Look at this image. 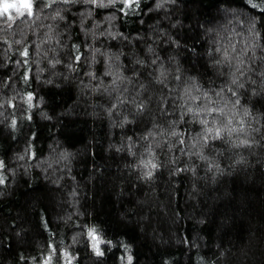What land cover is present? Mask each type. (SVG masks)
I'll return each mask as SVG.
<instances>
[{"label":"trees","instance_id":"trees-1","mask_svg":"<svg viewBox=\"0 0 264 264\" xmlns=\"http://www.w3.org/2000/svg\"><path fill=\"white\" fill-rule=\"evenodd\" d=\"M122 6L59 3L11 26L0 18V264H264V15L249 0ZM57 9L63 19H52ZM250 20L260 34L255 72L241 78L250 146L204 147L189 116L170 136L180 111L162 114V97L170 106L185 83L228 81L216 48L252 44ZM229 97L214 99L229 111Z\"/></svg>","mask_w":264,"mask_h":264},{"label":"snow or ice","instance_id":"snow-or-ice-1","mask_svg":"<svg viewBox=\"0 0 264 264\" xmlns=\"http://www.w3.org/2000/svg\"><path fill=\"white\" fill-rule=\"evenodd\" d=\"M117 0H109V4L115 5ZM122 3V7L119 11L123 12L124 9H129L135 11V8L139 7V0H120ZM75 4V3H84V4H96L97 6H105L103 4V0H100L98 3L97 0H0V18H3L4 23H8L11 26V23H14L13 13L16 14V17H31L34 15V8H38L39 6H43L46 8L52 7L53 4ZM249 3L253 9L260 8L261 14L264 15V0H259V4L254 3L253 0H249ZM135 5V8L133 7ZM125 15L127 13L125 12ZM59 17L63 19L61 15V10L57 9L55 12V16L52 19H56ZM243 23V21L241 22ZM248 31L254 35L256 39L253 40L252 44L246 43L244 47L237 51L235 44L231 45L232 54L225 48L223 51L221 48H216L217 53H221V58L216 60L217 65H226L229 68L228 76L229 80L225 81L218 88H211L208 90L202 89V87L195 83L193 80L191 84L185 83L182 91L179 95L172 97V104L168 106V99L162 97L160 103L165 105L166 107H162L160 110L162 114H174L168 112V107L172 109H178L180 111V119L172 120L169 122V127L172 129L168 134L172 137L181 136L182 133L176 131V128L179 126L180 122L184 121L185 116H189V123H199L201 125V132L197 133V143L203 142L204 147L209 146L210 141L221 140L226 143H231L233 147L239 148L242 146H250L249 141L245 139H240V134L245 133V122L243 117H248L251 115V112L248 108L241 105L240 100V90L245 88V83L242 82V77L248 75V73L255 72L250 66V62L253 60L255 56V48L260 45L256 42L259 38V32L256 29L255 20H250ZM251 50L253 53L252 57H248V51ZM23 56L28 55L27 48L21 53ZM245 57L248 60H245ZM78 61L80 59L79 56L75 57ZM264 60V57H262ZM246 62L249 63L248 67H245ZM152 63H155L153 61ZM223 74V73H222ZM259 75L262 78V88H264V71H261ZM166 79L165 71L161 70L160 75L157 78V82L160 84H164ZM176 80H180V76L175 77ZM249 79H251L249 77ZM115 83V81H114ZM251 83L255 84L254 80H251ZM166 86V85H165ZM118 90V89H117ZM170 92L173 90H169ZM230 93L229 100L232 104V109L226 111L228 107L227 103L223 106H220L219 100L214 99V97L223 100L224 97ZM255 95V91H253ZM139 95V93H138ZM235 98L232 100L231 98ZM28 101L32 100V96L29 95L27 97ZM118 102L123 103L120 97H117ZM135 103V100H133ZM116 107V105H113ZM138 112H143L145 109L144 103H138L136 105ZM238 108L242 109L243 115L236 122L233 123V118L240 115ZM13 125H15V121H13ZM154 127H159V125H154ZM258 131V129H253ZM185 132H189L190 130L185 129ZM163 134V130L161 131ZM236 134V139L233 140V135ZM149 136L153 135L150 131L148 133ZM147 137H145L146 139ZM238 141V142H237ZM180 144L184 143L183 139H180ZM195 146V145H193ZM201 159H207V157L201 155ZM155 167V165H153ZM150 175V173H149ZM3 180L0 179V183ZM88 236L92 241V248L97 256H102L104 253L101 251L100 245L105 243L103 239H101L96 230L94 228L89 229ZM110 243V242H109ZM64 255H67L65 253ZM128 264H132V257L129 255L127 257ZM45 264H48V261H45Z\"/></svg>","mask_w":264,"mask_h":264},{"label":"rangeland","instance_id":"rangeland-1","mask_svg":"<svg viewBox=\"0 0 264 264\" xmlns=\"http://www.w3.org/2000/svg\"><path fill=\"white\" fill-rule=\"evenodd\" d=\"M97 2L99 3L100 0H97ZM103 4H104V5L109 4V0H103ZM13 16L16 17V14L13 13ZM91 245H92V243H91ZM100 248H101V245H100Z\"/></svg>","mask_w":264,"mask_h":264}]
</instances>
